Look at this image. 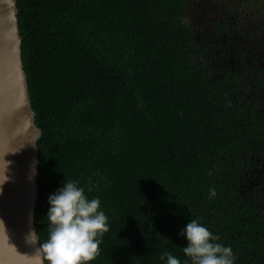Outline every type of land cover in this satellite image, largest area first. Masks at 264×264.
Listing matches in <instances>:
<instances>
[{"label": "trees", "instance_id": "16d2710c", "mask_svg": "<svg viewBox=\"0 0 264 264\" xmlns=\"http://www.w3.org/2000/svg\"><path fill=\"white\" fill-rule=\"evenodd\" d=\"M17 1L43 131L41 243L48 196L68 180L108 217L90 264H166L165 252L191 264L179 233L194 219L235 264H264V191L246 183L264 110L232 94L239 84L198 39L195 0ZM238 2L237 20L264 16V0Z\"/></svg>", "mask_w": 264, "mask_h": 264}, {"label": "water", "instance_id": "95a60500", "mask_svg": "<svg viewBox=\"0 0 264 264\" xmlns=\"http://www.w3.org/2000/svg\"><path fill=\"white\" fill-rule=\"evenodd\" d=\"M19 14L17 0H0V166L8 152L5 159L12 161L11 179L0 194V264H47L36 225L43 131L25 69ZM30 231L37 232L36 244L26 243Z\"/></svg>", "mask_w": 264, "mask_h": 264}, {"label": "clouds", "instance_id": "9594fccd", "mask_svg": "<svg viewBox=\"0 0 264 264\" xmlns=\"http://www.w3.org/2000/svg\"><path fill=\"white\" fill-rule=\"evenodd\" d=\"M8 153L0 166V194L11 179L12 161L5 159ZM88 190L91 191L90 188ZM215 195V190L210 189V198ZM48 204L49 235L39 247L44 260L47 264H90L99 254V237L109 230L108 217L101 210L99 197L89 199L78 181L66 180L63 187L48 196ZM36 233L30 231L26 243L36 244ZM179 235L187 240L183 254L190 258L191 264H235L232 248L217 243L219 237L198 220L187 222ZM165 257L166 264H181V260L171 252L163 253L160 258L164 260Z\"/></svg>", "mask_w": 264, "mask_h": 264}, {"label": "flooded vegetation", "instance_id": "af4514ba", "mask_svg": "<svg viewBox=\"0 0 264 264\" xmlns=\"http://www.w3.org/2000/svg\"><path fill=\"white\" fill-rule=\"evenodd\" d=\"M222 2L218 4L210 2L214 5H207V7L197 2L193 3L191 13L197 24L198 39L204 42L203 37H207L206 40L211 44L209 50L217 57L212 62L222 72L221 76L228 73L232 85L235 87L239 84L237 91H233L232 94L243 99L242 105L257 104L260 110H264V38L261 36L264 33V25L263 29H260L261 25H258L256 20L260 18L259 20L264 23L263 16L248 13L237 20L236 13L231 15L229 2H226L227 4ZM194 10L200 15H193ZM249 23L255 24L257 28L254 26L256 28L254 29ZM231 56L234 58L233 62L225 63V60L230 59ZM235 75L239 78H235ZM235 80L239 82L234 84ZM260 131L264 133V128L262 127ZM248 141L260 147L255 148V154L252 155L256 162L253 160L252 171L246 172L248 175L246 183L250 184L248 180L252 179L250 181L254 185L249 186L251 191H264V142L253 139Z\"/></svg>", "mask_w": 264, "mask_h": 264}, {"label": "rangeland", "instance_id": "374dc122", "mask_svg": "<svg viewBox=\"0 0 264 264\" xmlns=\"http://www.w3.org/2000/svg\"><path fill=\"white\" fill-rule=\"evenodd\" d=\"M225 1V0H224ZM195 2H197V4L199 3L200 5H203V6H206L207 7V5H214V4H211L210 2H215L216 4H218V2L220 3V2H222V0H195ZM226 2H229V4H228V6L231 8V15L237 10V8H238V0L236 1V0H227ZM225 2V3H226ZM222 3H224V2H222ZM221 3V4H222ZM215 4V5H216ZM227 4V3H226ZM218 8H220V6H218ZM233 9H235V10H233ZM194 14H197L198 16L200 15V13L198 12V11H196V10H194V13H193V15ZM251 15H253V14H251ZM253 16H255V15H253ZM245 17V16H244ZM256 17V16H255ZM245 20H246V18H244ZM260 18H257L256 20H257V24L258 25H261V27H260V29L262 28L263 29V25H264V23L263 22H261L260 20H259ZM263 19H264V16H263ZM249 22V21H248ZM251 22V21H250ZM253 23H254V21H252ZM253 23H249V25L250 26H252L254 29H256L257 27H256V25L255 24H253ZM261 23H263V24H261ZM256 28H255V27ZM261 35V34H260ZM262 36V38H264V33H263V35H261ZM231 51H232V49H231ZM226 59V58H225ZM233 57L231 56L230 57V59H226L225 60V63H229V64H231L232 62H233ZM250 180H252V179H250ZM250 180H248V182L251 184H249V186H253L254 185V183H251V181Z\"/></svg>", "mask_w": 264, "mask_h": 264}]
</instances>
